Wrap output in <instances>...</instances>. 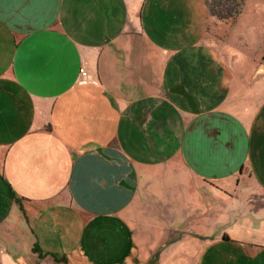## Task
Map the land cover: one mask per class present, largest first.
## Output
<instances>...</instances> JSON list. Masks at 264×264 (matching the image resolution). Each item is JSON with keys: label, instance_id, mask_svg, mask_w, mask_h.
I'll list each match as a JSON object with an SVG mask.
<instances>
[{"label": "crops", "instance_id": "0c3cea01", "mask_svg": "<svg viewBox=\"0 0 264 264\" xmlns=\"http://www.w3.org/2000/svg\"><path fill=\"white\" fill-rule=\"evenodd\" d=\"M176 3L0 0L6 263L136 264L192 236L202 264H264V73L232 92L217 45L174 43Z\"/></svg>", "mask_w": 264, "mask_h": 264}, {"label": "rangeland", "instance_id": "374dc122", "mask_svg": "<svg viewBox=\"0 0 264 264\" xmlns=\"http://www.w3.org/2000/svg\"><path fill=\"white\" fill-rule=\"evenodd\" d=\"M175 1H177L175 6L178 8L181 7L178 2L186 3L182 5V9L177 10V19L169 21L170 28L174 29V43L179 44L178 46H181L180 44L183 42L197 46L198 44L207 42L208 39L209 41L211 40L213 46L217 45L219 52L222 55L224 54V67L227 76H229V79L234 77V81L238 83L237 85H232L231 83V85L227 84L226 86L231 88L232 92L238 93L239 90L246 91L245 96H248L252 92V89L248 88L252 76L260 75L262 77L264 73V0H243L240 6L241 12L235 18L223 19L210 12L206 0ZM213 6L217 7L216 5ZM234 6L236 7L237 5L234 4L233 0H223L222 13L229 15V8ZM1 188L4 190V187L1 186ZM6 198V204L9 205L11 200L8 196ZM239 199L240 201L243 200L242 197H239ZM216 227L217 225L214 223L213 228ZM231 229L230 226H225L218 227L217 231L230 232ZM182 230L175 229L179 233L175 232L174 236L182 234ZM237 230L242 231L243 229L237 228ZM0 232H2L1 229ZM185 236L191 235L185 234ZM191 237H187L180 244L177 243L176 245L175 241H171L169 245V242L167 243L166 239H164L165 243L163 244L166 246L164 251L160 249L161 244L149 246L144 243L140 252L133 251V256H131V250H129V257L126 262H135L136 264H202L204 257L198 251L200 241ZM7 238L8 236H5V241ZM197 238H202V236H197ZM128 246L129 248L131 247L129 241ZM168 246L169 251L174 253L175 258L180 257V253H182V250H180L182 247L175 248V246H186L183 247L186 249L192 246L191 260L187 256L184 258L180 257L179 259L169 258ZM3 248L5 246H0V249ZM230 252L234 253V251ZM136 253L138 254L136 255ZM2 255L0 252V264H24L26 262L24 258H21L6 263L2 260ZM130 257L136 259L132 260ZM229 261L231 260L229 259Z\"/></svg>", "mask_w": 264, "mask_h": 264}, {"label": "trees", "instance_id": "16d2710c", "mask_svg": "<svg viewBox=\"0 0 264 264\" xmlns=\"http://www.w3.org/2000/svg\"><path fill=\"white\" fill-rule=\"evenodd\" d=\"M227 1V0H226ZM229 1V0H228ZM232 1V0H231ZM234 4L237 5L236 7H228L229 8V15H225L226 13H222L223 9H221V7H223V0H207V4L209 7L210 12L213 15H217L220 18H235L236 15H238L241 12L240 6L243 3V0L239 1V0H233ZM213 5H216L217 7H214ZM219 7V9H218ZM17 202L20 204L21 208H22V202L20 199L17 198ZM23 209V208H22ZM38 246H35V249H37ZM41 254V253H40ZM58 260H63L66 262V258L65 257H57Z\"/></svg>", "mask_w": 264, "mask_h": 264}, {"label": "built area", "instance_id": "2783aa9c", "mask_svg": "<svg viewBox=\"0 0 264 264\" xmlns=\"http://www.w3.org/2000/svg\"><path fill=\"white\" fill-rule=\"evenodd\" d=\"M85 68L83 67V68H81V72L83 73V75H86V73H85Z\"/></svg>", "mask_w": 264, "mask_h": 264}]
</instances>
